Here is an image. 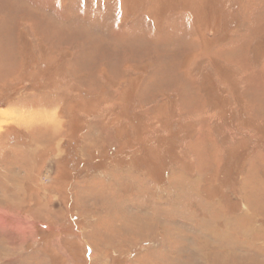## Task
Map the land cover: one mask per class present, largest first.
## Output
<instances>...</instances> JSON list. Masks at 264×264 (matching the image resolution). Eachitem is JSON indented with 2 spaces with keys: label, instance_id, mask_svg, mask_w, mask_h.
<instances>
[{
  "label": "rangeland",
  "instance_id": "1",
  "mask_svg": "<svg viewBox=\"0 0 264 264\" xmlns=\"http://www.w3.org/2000/svg\"><path fill=\"white\" fill-rule=\"evenodd\" d=\"M196 2L0 0V264H264L263 29Z\"/></svg>",
  "mask_w": 264,
  "mask_h": 264
},
{
  "label": "crops",
  "instance_id": "2",
  "mask_svg": "<svg viewBox=\"0 0 264 264\" xmlns=\"http://www.w3.org/2000/svg\"><path fill=\"white\" fill-rule=\"evenodd\" d=\"M186 1L188 3L192 2V1H197L196 2V6H193L191 8V10H194V8H196V9L201 10V12H203L202 15L198 17V19L193 16V13L188 12L191 17H194L193 19L191 18L192 21L191 20L189 21V24H190L189 27H192V28H194V27H197V28H200V27H212L209 24V22H208L209 20H212L213 21V25H215L216 28L217 27H225V26L230 27L231 26L232 28H235L236 30H238L237 28H240L241 29V27H244V30L243 31H241L242 30L241 29V30H238V32H240V35L242 36V39L243 38H248V40H249L248 42H251L253 40L255 41V36H256L255 34L257 32L256 29L257 30L258 29H263L261 31L264 33V15H263L264 12H263V10L260 9V10H258L256 12L253 11V15H251L252 17H250L251 10L247 7V5H246L247 4L246 3L247 1L246 0L244 2H241L243 0H240V6H238V9H237V5H239V2H237L236 4H234V7H235L234 8L233 7V4H230V3L228 4L226 0H224V4H223V1L222 0H185V4L187 3ZM203 3H204L205 6L203 5ZM226 5L228 6V8H226V11L224 12V7H226ZM222 17H226V19L228 18V20L222 19ZM206 21L209 24L208 26L205 25ZM217 22H219V23H217ZM2 27H3V25L0 27V30L2 29ZM261 42H264V39ZM249 46H250V44H249ZM234 89H235L236 92L239 91L237 88H234ZM195 94L196 93H193V91H191V93L189 94V96L191 98H193V99H196V100L199 99ZM217 101L219 102L218 99H217ZM217 101H216V104L218 106H220V108L223 107ZM57 103L54 106H52L51 109H53L54 107H56V112L59 114V112H61L62 105L60 107H58ZM195 104L192 105L191 107L195 108V106H196ZM6 109H5V112L8 113L9 115H10V112H12V114H14L13 116H15L17 114V111L16 110L11 111V110H8V109L6 110ZM232 113L234 114V115H232L233 117H235V118L238 117V115H237L236 112H232ZM239 115H240V113H239ZM163 118H166V117H164V115H163L162 119ZM242 119H245V118L244 117H241V120ZM118 120H120V119H118ZM13 122H15V121H13ZM32 123H35V121L32 122ZM184 125H185V123H184ZM15 126L17 127L18 125L15 124ZM55 126L57 128L54 129V131H58L59 126L58 125H55ZM72 126L73 125L70 124L69 119H65L64 122H63V124L60 125V127H63V130H64V132H62V133L64 135H74L75 133H77L78 135H84L87 132V130L85 129L87 125L85 126V128H82V130L79 131V132L78 131L77 132H74ZM142 126H138V127H142ZM35 127H37V125L34 126L33 129H36ZM19 128H21V127H19ZM72 130H73L74 133L70 132ZM138 130H140V129H138ZM199 131H200V128H199ZM117 132L118 133L116 135H121V126H119V129L117 130ZM80 133H82V134H80ZM197 133H199V132H197ZM58 135H60L59 131H58ZM99 136H101V137H99L100 140H103L105 135H99ZM115 141H117V137H116V140ZM216 141L217 140H214V144L215 145L212 143L214 145V147L215 146H218V143H216ZM118 144H120V142ZM82 145L79 147V150L81 152H83ZM83 148H85V150H91V151L93 150V147H91L89 145H83ZM203 150H204V147L203 146L202 147L199 146V149L196 150V151H194V153L197 154V156H196L197 159L200 156L199 154H201ZM108 151H109V149H108ZM216 156H217V154H216ZM200 162H201L200 159H198V164L199 165H200ZM200 166H202V165H200ZM143 173H146V172H143ZM245 186L246 185H244V188H245Z\"/></svg>",
  "mask_w": 264,
  "mask_h": 264
}]
</instances>
